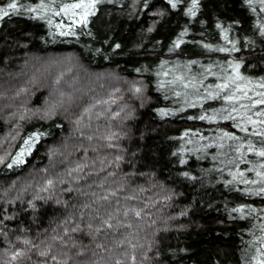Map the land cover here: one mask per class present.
<instances>
[{
    "label": "trees",
    "instance_id": "1",
    "mask_svg": "<svg viewBox=\"0 0 264 264\" xmlns=\"http://www.w3.org/2000/svg\"><path fill=\"white\" fill-rule=\"evenodd\" d=\"M78 1L0 0V264H264L262 0Z\"/></svg>",
    "mask_w": 264,
    "mask_h": 264
},
{
    "label": "snow or ice",
    "instance_id": "2",
    "mask_svg": "<svg viewBox=\"0 0 264 264\" xmlns=\"http://www.w3.org/2000/svg\"><path fill=\"white\" fill-rule=\"evenodd\" d=\"M98 2V0H80L79 3H73V4H68V5H65L61 8V11L62 12H69L71 11L72 15H76L75 13V9H82L83 10V16H84V22L86 23L87 22V16L89 15V12H88V9L90 8H94L95 7V4ZM169 2L171 3V0H169ZM197 3V0H193V7H195ZM262 3H264V0H262ZM173 7H175L176 5L175 4H172ZM41 7H43V5H41ZM8 8L12 10V12H16L18 11V5H17V2L16 0H12L11 3L8 4ZM35 9H32V11H34ZM189 11L191 12V9H189ZM10 13L5 10V9H0V19H2L3 17L5 16H8ZM60 13L58 12L57 15H59ZM91 14H95L94 12L91 13ZM178 46V45H177ZM236 68L238 69L239 68V65H236ZM236 79H244L243 77H239L237 76ZM233 83H235V81H233ZM250 83V82H249ZM187 86V85H186ZM218 88H220L221 90L223 89H226V88H229V84H222V85H217ZM260 87H264V83L260 84ZM137 91H139V89H137ZM237 92H240L241 95L240 96H237ZM217 95H219L217 93ZM257 95L260 97V99H257V100H254L252 102V105L251 107H255L257 105H264V92H260V93H257ZM242 99H248V100H251L252 97L248 96V93H247V90H246V86L245 88H242L240 85H236V88L234 91L230 92V94L226 97V100L229 104H237L239 103L240 100ZM240 108H244V109H247V110H251L249 105L247 104H240ZM234 111H239L238 108H233ZM255 115L257 116H261V117H264V109L258 111L255 113ZM207 117H204V116H201L200 119H206ZM226 118H230V119H235V117L229 115L228 117ZM247 120L249 123H252L253 125L257 124L258 122L255 121V120H252L251 116L247 117ZM260 124H264V120H261L259 121ZM241 131H244V132H247V128L246 127H241L240 128ZM253 135H260V134H264V133H261V132H254L252 133ZM225 136H227L228 138L230 139H239L238 137L234 136V135H231L229 133H224ZM252 146L249 145V149L251 150ZM259 156L261 157H264V151H260L257 153ZM258 175L260 173H257ZM242 175V174H241Z\"/></svg>",
    "mask_w": 264,
    "mask_h": 264
},
{
    "label": "rangeland",
    "instance_id": "3",
    "mask_svg": "<svg viewBox=\"0 0 264 264\" xmlns=\"http://www.w3.org/2000/svg\"><path fill=\"white\" fill-rule=\"evenodd\" d=\"M79 2L80 1H78L76 3H79ZM86 2H87V0H86ZM39 11H40V13L43 16L45 15V13H47V11L44 10L43 8H41V10H39ZM74 11H75L76 15H72L71 11H69L67 15H65L64 12L61 13L60 11H57V12L52 11L51 12L52 17H57V18H59V20H61V22H59L60 24H58V25L56 24V27H58L59 30H61L62 27L64 28V26L62 24V18H65L66 21L72 20L71 22H75L74 21L75 17L80 16L81 13H83V10L82 9H75ZM58 12L60 13L59 15H57ZM179 67L180 66H178V65H173L171 68L167 69V72L169 73L170 78H172L171 79V82H170L171 83V86H158V87L165 88L168 91H171L173 93V96H176V95H178V97L182 96L183 100L186 101V99H185V89H186L187 86H185L184 81H185V79H189L190 77H189V73H186V71L184 69H181ZM230 70L233 72V69L232 68H230ZM166 76H167V74L165 72L160 77H161V79H163ZM236 77H237V75L236 76L234 75L232 77V79L236 81L237 80ZM174 78L176 80H174ZM192 80H195V78H193ZM189 92H194V91L192 90V91H189ZM194 93H197V92H194Z\"/></svg>",
    "mask_w": 264,
    "mask_h": 264
}]
</instances>
